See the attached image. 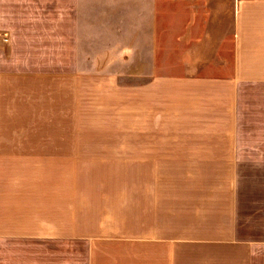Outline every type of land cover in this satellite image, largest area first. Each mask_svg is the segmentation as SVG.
<instances>
[{
  "label": "crops",
  "instance_id": "obj_1",
  "mask_svg": "<svg viewBox=\"0 0 264 264\" xmlns=\"http://www.w3.org/2000/svg\"><path fill=\"white\" fill-rule=\"evenodd\" d=\"M75 6L92 8L77 78L37 57L44 31L51 53L74 52ZM76 86L86 141L36 128L80 117L73 91L43 111V87ZM14 118L34 125L10 131ZM0 136V264H264L239 173L264 168V0H0Z\"/></svg>",
  "mask_w": 264,
  "mask_h": 264
},
{
  "label": "rangeland",
  "instance_id": "obj_2",
  "mask_svg": "<svg viewBox=\"0 0 264 264\" xmlns=\"http://www.w3.org/2000/svg\"><path fill=\"white\" fill-rule=\"evenodd\" d=\"M92 8H86V7H78L75 6L73 8V17H74V29H75V42H74V52L72 53H60V54H54L51 53L55 49L52 48V40L49 38L50 32H43L44 39H43V50L44 53L42 56H37L40 61L43 62L44 68H51L50 66L52 64H59L61 67V64H72L74 67L79 68V70H76L75 77L78 76L77 73H85L86 74V10H89ZM98 9V8H94ZM107 14H110V8L107 9ZM45 17L44 16V20ZM49 28H53L55 25L49 24L47 25ZM73 48H70L69 51H73ZM12 61H17V55H14V58H12ZM97 62L98 60H94V62ZM44 71H47L44 69ZM81 71V72H79ZM50 72V71H48ZM62 73V72H59ZM67 73V72H64ZM74 73V72H69ZM49 77V75H44V78ZM56 91L57 93L54 94L57 97L58 104L53 107V109L58 106V110H62V107L65 108L66 106V97L68 92H75V101H74V107L73 110L75 111L76 117L72 120H62V119H54V118H48L44 117L42 120H38V124L36 128L40 130H52V129H60L65 130L67 127H74L75 129V136L74 141L75 142H82L86 141V86H76L74 88H67V87H60V88H48L43 87V111L44 116H47L49 113L48 111L51 110L50 103L52 100V97H50V91ZM55 109V110H56ZM16 111V108L14 109ZM53 115V114H49ZM84 116V117H83ZM27 122V123H26ZM10 131L18 130L19 128H22L24 126H27L24 130H30L29 126L34 125V122L31 121L29 123V120L24 119H11L10 120ZM2 137V136H0ZM2 141V140H0ZM4 141L11 142V143H63L66 142V136L65 135H58V136H51L49 134L43 133V134H29V133H13L8 134L5 136ZM238 170V169H236ZM241 172H239L241 175L246 176L248 179L247 182L244 185V196L242 200L240 201V207L242 214L241 219L243 221L251 222V223H264V213H259V210H262L261 208H264V182H262V179L264 178V175L261 174L264 173V168L259 167H244L240 168ZM117 172L121 174L122 180H124V192L129 193V187H130V168L129 167H123V168H117ZM122 213V221L124 223H131V210L129 208V204H124ZM261 214V215H260Z\"/></svg>",
  "mask_w": 264,
  "mask_h": 264
}]
</instances>
